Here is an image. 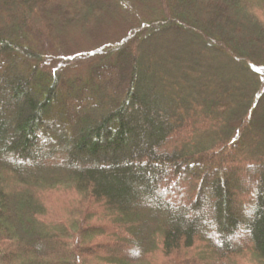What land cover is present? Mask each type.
Listing matches in <instances>:
<instances>
[{
    "label": "trees",
    "instance_id": "obj_1",
    "mask_svg": "<svg viewBox=\"0 0 264 264\" xmlns=\"http://www.w3.org/2000/svg\"><path fill=\"white\" fill-rule=\"evenodd\" d=\"M72 29L92 51L69 54ZM194 31L264 86V0H0V264H264V87L176 108L137 59Z\"/></svg>",
    "mask_w": 264,
    "mask_h": 264
},
{
    "label": "rangeland",
    "instance_id": "obj_2",
    "mask_svg": "<svg viewBox=\"0 0 264 264\" xmlns=\"http://www.w3.org/2000/svg\"><path fill=\"white\" fill-rule=\"evenodd\" d=\"M134 12L137 13L135 14ZM138 13L139 9H135V11H126V17L128 18V21L130 23H134L136 20H138ZM106 33L107 37L113 39V35L117 36L119 29H109L106 31ZM190 36L191 37H188L187 39H182L178 35L175 38L173 37V40L178 39V43H176L178 44L177 48H159L158 46L160 45V40L153 41L151 45H144L140 49L137 58L139 64H141L145 69L149 70V77L159 83V91L162 93L163 99L171 101L176 105V108L180 106L179 104L182 102V100H190L192 98L195 101H199V99H203V88L206 86H212L213 81L218 84L222 94L232 98V100L238 98L240 94V87L243 89L246 83H248L249 87L253 88L252 93H255L254 90L256 87H264L262 77H258L259 84L261 86L256 85L255 76L252 71L250 72L248 70L242 69L239 66L231 65L227 62L229 57L218 56L210 52L208 48L206 49L200 47L198 42L199 38L203 36L201 31L192 33ZM168 39H171V37ZM69 40L71 41L69 48L72 49L71 52H69L70 55H81L88 53L92 51L97 43L95 38L81 33L78 29H72L69 32ZM223 83L229 86L226 87ZM121 88L122 85H119V88H116L117 92H120ZM6 100L5 94L1 92L0 101L2 105H4ZM230 101L231 100H229V103ZM262 102L264 105V100ZM14 116L15 114L12 110V112L4 114V120L9 122ZM255 124L257 128L264 127V118L260 117L255 121ZM252 136L253 134L249 135V137ZM5 150L3 151L4 153L6 152ZM67 161L68 160H66V162ZM213 178L214 177H211L210 179ZM56 197L57 196L55 194H48L47 205L53 209V211H55L54 213L56 216H58V218L71 222L69 225H73L74 222H77V224H79V229L82 230L83 227H89L100 223V221H98L96 218L91 217V214L87 215L86 208V210H84V208L81 207V211L84 210V213L80 212V205L84 206V204H80L79 202L81 198L78 199L77 197L75 198L70 196V202L69 204H66L67 200H63V202H61L58 201ZM204 197L206 198L207 194H204ZM77 203L80 205H77ZM92 207L93 206H91V208ZM149 210L150 211L148 212H151L153 207L149 206ZM207 214H211L210 209L207 210ZM51 217L53 218V216ZM186 217L189 220L194 218V216L190 214H187ZM70 218H72V220ZM78 233H80L81 236H84L83 232L80 231ZM249 237L250 236L248 232H242V235L238 237V241H248ZM216 238L217 236L214 234L212 239ZM80 240L81 238L79 241ZM108 242L111 243L110 241ZM80 245H82V243ZM92 251L97 253V250L95 251V249ZM55 252H57V250H55ZM83 253H90V261L85 264H92L96 262V260L91 255L93 254L91 253V249H86L82 252V254L80 253V256L86 257L83 255ZM123 253L125 254L126 252L123 251L122 254Z\"/></svg>",
    "mask_w": 264,
    "mask_h": 264
}]
</instances>
